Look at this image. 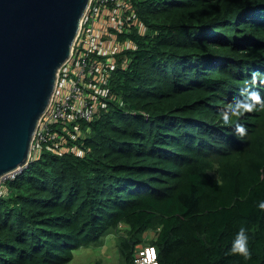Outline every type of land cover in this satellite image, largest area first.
I'll return each instance as SVG.
<instances>
[{
  "label": "trees",
  "instance_id": "1",
  "mask_svg": "<svg viewBox=\"0 0 264 264\" xmlns=\"http://www.w3.org/2000/svg\"><path fill=\"white\" fill-rule=\"evenodd\" d=\"M123 2L92 119L53 122L0 180V264H66L114 232L121 264L147 245L264 264V0Z\"/></svg>",
  "mask_w": 264,
  "mask_h": 264
},
{
  "label": "water",
  "instance_id": "2",
  "mask_svg": "<svg viewBox=\"0 0 264 264\" xmlns=\"http://www.w3.org/2000/svg\"><path fill=\"white\" fill-rule=\"evenodd\" d=\"M90 0H0V179L30 161Z\"/></svg>",
  "mask_w": 264,
  "mask_h": 264
},
{
  "label": "built area",
  "instance_id": "3",
  "mask_svg": "<svg viewBox=\"0 0 264 264\" xmlns=\"http://www.w3.org/2000/svg\"><path fill=\"white\" fill-rule=\"evenodd\" d=\"M111 3L117 10H109ZM124 5L123 0H90L69 57L57 71L50 102L39 119L31 145L34 152L45 140L48 128L53 122L92 119L97 109L95 96L90 93L94 84L92 81L99 82L104 78L105 67L113 62L112 54L123 47V44L117 43L115 32H120L126 21ZM126 44L132 45L130 42ZM94 54L104 56L105 60L92 58ZM31 154L32 151L30 157ZM156 258L155 247L143 246L134 257V264H156Z\"/></svg>",
  "mask_w": 264,
  "mask_h": 264
},
{
  "label": "rangeland",
  "instance_id": "4",
  "mask_svg": "<svg viewBox=\"0 0 264 264\" xmlns=\"http://www.w3.org/2000/svg\"><path fill=\"white\" fill-rule=\"evenodd\" d=\"M36 149L37 147L35 148V150ZM31 151L32 154L30 160L33 159L34 157L33 156L34 149H32ZM15 173H8L6 176L2 178V180L12 176V174ZM0 192L5 193V189L3 187H0ZM121 229L123 230V225H120L119 230ZM147 234L151 235L152 232L148 231ZM117 238L118 235L114 232L107 235L104 238L103 244L100 246L80 247L75 251L73 259L66 264H91L95 261H99L101 264H121V260L119 258V252L116 244Z\"/></svg>",
  "mask_w": 264,
  "mask_h": 264
}]
</instances>
